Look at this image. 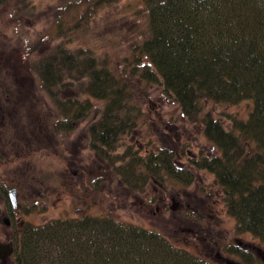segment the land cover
<instances>
[{
    "label": "trees",
    "instance_id": "trees-1",
    "mask_svg": "<svg viewBox=\"0 0 264 264\" xmlns=\"http://www.w3.org/2000/svg\"><path fill=\"white\" fill-rule=\"evenodd\" d=\"M142 2L146 31L122 70L113 67L107 54L71 45V32L83 16L67 27L58 20L59 40L45 51L27 49L25 65L55 109V132L75 130L86 121L91 149L135 191H149L156 180L164 187L170 181L189 185L196 172L207 170L221 195L216 200L237 228L264 245V0ZM16 4L18 19L37 9L31 0ZM151 85L178 104L186 121L199 125L212 148L192 152L190 145L178 150L161 142L149 148L135 139L145 114L137 93ZM245 100L251 102L246 116L214 112V105ZM26 127L37 142L38 131L32 135ZM27 176L31 184L38 182ZM234 251L248 263L258 259L250 248ZM12 256L15 264H222L207 252L175 243L159 229L89 212L38 224L26 221Z\"/></svg>",
    "mask_w": 264,
    "mask_h": 264
},
{
    "label": "rangeland",
    "instance_id": "rangeland-1",
    "mask_svg": "<svg viewBox=\"0 0 264 264\" xmlns=\"http://www.w3.org/2000/svg\"><path fill=\"white\" fill-rule=\"evenodd\" d=\"M31 1L37 9L19 19L15 15L18 0L0 4V84H6L0 89L5 91H0V118L4 116L9 124L16 122L18 133L12 136L8 126L6 131L10 134L6 132L5 136L11 141H20L12 149L11 162L0 166L4 186H0V191L13 186L10 182L18 176L14 170H19L22 218L38 224L84 212L112 214L124 221L159 229L175 243L192 251L210 252L211 256L221 250L223 255L238 259L234 250L242 244H238L237 238L250 242L246 245L254 252L255 247L264 248L256 235L239 230L235 218L216 200L221 195L215 193L214 175L207 170L196 172V179L189 185L173 186L170 181L163 191L156 190V195L154 186L148 192L135 191L124 185L91 149L85 135L86 121L75 130L61 133L54 130L55 109L25 65L27 49L37 46L35 51H45L59 40L55 34L58 20L67 27L83 16V21L71 32V45L89 46L99 56L107 54L113 67L122 70L125 58L133 56L134 43L146 31L147 11L142 0ZM137 97L145 110L140 136L135 138L141 145L151 148L161 142L178 150L190 145L191 151L196 152L201 146L212 148L199 125L186 121L178 104L160 87L141 88ZM214 107L217 114L231 110L246 116L251 102L220 103ZM26 126L33 129L32 135L38 131V143L24 131ZM20 137L25 138L22 143ZM27 171L38 180L36 184L26 180ZM14 230L13 226L1 223L0 238L6 240L8 235H14ZM13 260L10 257L0 264H13Z\"/></svg>",
    "mask_w": 264,
    "mask_h": 264
},
{
    "label": "flooded vegetation",
    "instance_id": "flooded-vegetation-1",
    "mask_svg": "<svg viewBox=\"0 0 264 264\" xmlns=\"http://www.w3.org/2000/svg\"><path fill=\"white\" fill-rule=\"evenodd\" d=\"M4 115V114H3ZM4 116H2V120L0 118V166H6L7 164H9V162H11L10 160V154H12V149L14 148V146L16 145V143H20L19 142H16V141H11V139H9L8 137H6V128L8 127V129L10 128L11 130V135L12 136H15V134L18 133V130L17 129H13L14 128V125L15 124H9V123H6L4 121ZM2 121V122H1ZM8 134H10V132H7ZM17 136V135H16ZM17 158H20L19 154L15 155ZM14 157V156H13ZM15 160V157L13 158V161ZM7 169H9V166L7 167ZM14 173L18 174L17 178L13 179L10 183L13 182V186H11L10 188L6 189L5 188H2L3 191H0V224H6L7 226H13L15 228L14 230V235H8V238L6 240H2L0 238V243H7V242H12L13 243V249H12V252L8 253L7 256L5 257H0V263L1 262H5L7 261V259H9L10 257H13V253H14V249H15V245H16V240L17 238L19 237L21 231H22V227H23V224L26 222L23 218H22V211H20V201H19V195H20V192L21 191V187H20V182H19V175H20V171H16L14 170ZM27 173H29L27 171ZM20 179H21V176H20ZM0 186H3V181L1 180V177H0ZM33 186V185H32ZM4 187V186H3ZM12 188H15L16 191H17V205L15 206L11 199H10V195H9V191L10 189ZM164 185H162V183L160 181H157L156 180V183L154 185V190H157V191H163L164 190ZM1 190V188H0ZM159 195L161 196V194L159 193ZM8 220H7V219ZM199 228H201V226L199 225ZM198 228V230H199ZM193 233H196L197 231L194 232V230H192ZM238 244H242V247L244 248H251V246H247L246 244H248L247 242H244L241 238H237L236 239ZM208 241V240H207ZM212 241H208V243H211ZM250 245V242L249 244ZM253 245V244H251ZM253 250V249H252ZM254 252V251H253ZM257 256V262H261L262 264H264V258L256 252H254ZM210 255V252L208 253ZM211 256V255H210ZM236 257L238 259H234L235 261H238L242 264H252V263H248L244 257L241 255V254H236ZM215 258H217L220 263L222 264H227V259H232L230 258L229 256H225L222 254L221 250L217 251V253L215 254ZM224 262V263H223ZM13 264L14 263V260H13Z\"/></svg>",
    "mask_w": 264,
    "mask_h": 264
},
{
    "label": "water",
    "instance_id": "water-1",
    "mask_svg": "<svg viewBox=\"0 0 264 264\" xmlns=\"http://www.w3.org/2000/svg\"><path fill=\"white\" fill-rule=\"evenodd\" d=\"M10 199L12 203L16 206L17 205V191L15 188L10 189L9 191ZM175 208V207H173ZM7 219V218H6ZM8 220V219H7ZM257 252L264 258V248L263 247H255ZM13 249V243L7 242V243H0V257H5L8 255V253L12 252ZM227 264H242L238 261H235L234 259H227Z\"/></svg>",
    "mask_w": 264,
    "mask_h": 264
}]
</instances>
